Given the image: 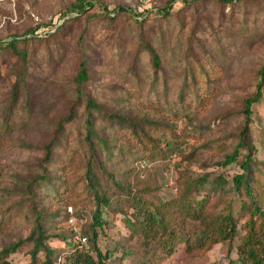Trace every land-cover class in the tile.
Returning a JSON list of instances; mask_svg holds the SVG:
<instances>
[{
  "label": "rangeland",
  "instance_id": "1",
  "mask_svg": "<svg viewBox=\"0 0 264 264\" xmlns=\"http://www.w3.org/2000/svg\"><path fill=\"white\" fill-rule=\"evenodd\" d=\"M91 1L79 15L70 12L75 18L66 15L55 31L77 0H0V249L23 240L9 256L12 264H44L45 252L34 258L28 239L39 220L46 242L57 250L54 264H65L58 253L82 242L94 224L97 200L86 174L92 162L100 193L106 190L111 198L101 207L104 226L97 227L108 264H156L147 263L151 255L127 225L134 212L127 203L140 180L152 185L154 190L145 192L152 198L169 200L185 167L192 176L229 181L219 197L218 191L209 192L210 204L213 215L225 211L235 217L238 235L206 247L198 241L182 244L158 264H232L250 218L242 216L250 200L232 188V178L242 171L239 162L248 151L241 148L238 162H219L239 144L244 101L255 93L264 64V0H176L168 16L160 8L171 0ZM37 24V36L19 44L21 54L5 48ZM148 45L159 54L160 68ZM82 67L87 76L80 81ZM89 97L103 113L91 114ZM252 111L254 174L264 180V89ZM90 115L94 135H88ZM146 119L154 123L146 125L161 147L179 136L185 152L144 155L142 135L133 130ZM50 147L55 152L47 161ZM193 151L194 159L183 155ZM37 177L44 185L31 188ZM123 206L126 213L115 212ZM201 227L191 221L177 228L191 237Z\"/></svg>",
  "mask_w": 264,
  "mask_h": 264
},
{
  "label": "trees",
  "instance_id": "2",
  "mask_svg": "<svg viewBox=\"0 0 264 264\" xmlns=\"http://www.w3.org/2000/svg\"><path fill=\"white\" fill-rule=\"evenodd\" d=\"M175 1L176 0H171L170 3H167V5L160 8V12L163 16H168L170 14V9ZM221 1L231 4L235 1L241 0ZM94 3L95 2L91 0H77V2H74L64 13V22L59 25L55 24V31H58V29L65 24L67 21L66 15L69 16L71 11L76 10L79 12L77 15H79ZM119 9L121 11L126 10L123 6H120ZM70 17L75 18L73 15H70L69 18ZM49 24H51V21H49ZM39 25L40 24H37L33 26V28L28 29L24 36L15 35L5 45V48H11L15 52L21 54L19 44L30 40L33 36H37L35 30ZM27 33L33 35L29 36L30 34L27 35ZM0 46L3 47L2 42H0ZM148 48L151 52L154 66L160 68L161 58L159 54L152 45H148ZM85 69V67H82L80 70V77H78L80 81L87 76V71ZM258 73L259 78H257L256 81V91L244 101L246 123L241 130L239 144L233 152L227 153L224 159L219 162V164L226 165L235 161L238 162L239 155L242 153L241 148H245L248 151L245 157L239 162L242 171L232 178V188L239 192L243 191V194L250 200L248 205H243L245 212H243L242 216L248 214L250 218L246 220V223L244 224V233L239 236L240 242L236 246V254L238 256L236 260L232 261V264H264V209H262L261 205V203L264 202V180L254 174L255 163L253 162V154H255V146L249 140L248 125L249 117L253 112L252 104L260 100L263 94L264 64L259 67ZM23 79L22 76L18 78L16 87H19L20 84L23 83ZM87 108L92 111L91 114H93L94 111L103 113V107L96 103L91 97L87 99ZM91 116L92 115L87 118L86 123L88 135L96 134L93 129ZM114 117L116 119L117 115H114ZM67 119L69 120L70 118L68 117ZM146 123L149 126H153L154 124L152 121H149V119H146V121L143 122L142 127H135L133 130V132L139 133V135L136 133V136L139 137L142 135L141 142L144 144V155L148 154V156L156 157L162 154L163 157L167 158L179 151H181V154L185 152L183 143L179 141V136L167 140V146L161 147V144H159L160 142H157L160 141L158 140L159 138L151 135V128L148 127ZM62 133L63 132H60L57 136L62 138ZM103 140L105 142V139ZM90 151L92 156L97 152L95 143L92 144ZM53 152L55 151L50 147L45 156L47 161L53 159ZM196 153V151H193L191 154L186 153L183 155L190 160L194 159ZM86 169L87 180L91 182V187L93 188L92 191L95 193L98 207L93 215V227L86 232L88 237L83 236L86 240H88V238L90 239V244H83L79 240H75L71 249L58 253V256L61 258L64 256L66 260L65 264H108L106 255L102 252L97 243L99 235L97 227L104 226L105 220L102 219L101 207L102 205L110 204L111 198L106 194V190L105 192L100 193V182L98 181L92 162H89ZM43 179H45V176ZM140 182H143V184L145 183L144 180H140ZM228 183L229 181L225 180L222 176L219 178L215 177L212 180L209 179V176L206 174L192 176L184 167V169L180 171V187L178 188L176 195L167 201H158V199L152 198L147 194V191L152 192L154 190L151 184H149L148 187L141 183L140 185L137 184L136 188H134L135 191H133L132 202L127 203V207L134 208V212L131 214L133 216L129 215L130 217L126 219L132 235L143 240L142 246L147 248V251L149 252L148 255H151L149 256L147 263L152 261H156V264L161 263L163 259L176 253L182 244L185 243L189 247L193 245L194 241H198L200 247H206L209 246L208 244L212 245L217 242H222V240H233L238 235L236 228L237 221L235 217H233L231 213L228 214L225 211L222 214L213 215V207L210 203L214 197L209 196L210 191H218L217 197H219L225 184ZM35 185H44L41 177L35 179L31 188H34ZM118 185L121 186V188L124 187L120 182H118ZM28 191L30 194L34 189H29ZM124 207L125 206L121 209L115 208L114 210L115 212L126 213L127 211ZM191 221H199L202 225V229L191 232L192 236L190 237L188 233L183 234L182 230H179L177 227L186 223L190 224ZM42 226L43 224L38 220L36 227L33 228L28 238L34 242L32 256L35 258L38 251H44L47 258L44 264H54L52 256L57 250L46 242L48 236ZM22 242L23 240H20L19 242H14L1 248L0 264H12L9 256L13 252H16Z\"/></svg>",
  "mask_w": 264,
  "mask_h": 264
},
{
  "label": "built area",
  "instance_id": "3",
  "mask_svg": "<svg viewBox=\"0 0 264 264\" xmlns=\"http://www.w3.org/2000/svg\"><path fill=\"white\" fill-rule=\"evenodd\" d=\"M48 32H50V30H49ZM79 239H81V240H82V242H81V243H84V242L86 241V238H85V237H82V238H79Z\"/></svg>",
  "mask_w": 264,
  "mask_h": 264
}]
</instances>
